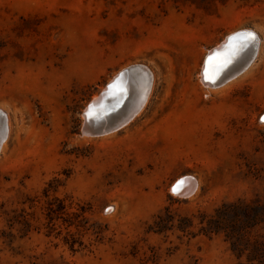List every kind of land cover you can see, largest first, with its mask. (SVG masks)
<instances>
[{"label": "rangeland", "instance_id": "1", "mask_svg": "<svg viewBox=\"0 0 264 264\" xmlns=\"http://www.w3.org/2000/svg\"><path fill=\"white\" fill-rule=\"evenodd\" d=\"M245 30L254 58L206 86ZM136 65L140 112L83 134ZM0 112V264H264V0H0Z\"/></svg>", "mask_w": 264, "mask_h": 264}, {"label": "bare ground", "instance_id": "2", "mask_svg": "<svg viewBox=\"0 0 264 264\" xmlns=\"http://www.w3.org/2000/svg\"><path fill=\"white\" fill-rule=\"evenodd\" d=\"M251 32V31H242L241 34L238 33V35L233 38L230 41V38H228L227 40H225V42L216 49V52L214 56H211V53L213 51H210L205 59H204V63L202 65L201 68V73H200V80L201 82H203L204 84H206V86L210 87V88H217L220 86H223L225 84V82L230 79L233 78L237 73H239L241 70L244 71V67L247 65V63L249 61H251L255 54H256V47H257V39L256 36L253 34V36L255 37L254 39H246L245 35L246 33ZM232 45V47H229V45ZM233 49H235V54H233ZM219 50V51H218ZM214 57V59H209L210 57ZM239 58L242 59L240 66H239V70L234 72V73H230V76L226 79V81L224 82H219L217 83V85L214 86H210L208 83L204 82V80H211L213 73L220 69L222 66L227 65L228 63L236 62L235 60L239 61ZM130 68V67H129ZM244 69V70H243ZM207 72V76L208 78H205V73ZM137 74H140L143 76L144 81L143 83L140 85L139 88H137L136 86H134L133 84V78L134 76H136ZM117 77V76H116ZM116 78H114L112 80V82L115 80ZM151 76H148V74L144 71H134L128 78L129 83L127 85V88L129 90V94H130V100L127 104L126 107V111L125 113L121 116L118 117V119H116V121L118 122V129L117 128H112L109 132H114L116 130H119L121 127H126L127 125H129L130 120H132L142 109V105L144 104V102L146 101L147 95L150 91L151 88ZM111 82V83H112ZM109 83V84H111ZM138 83V82H137ZM108 84V85H109ZM114 87V86H113ZM107 88L105 87V90L99 95V97H94V101L91 102V104L97 105V103L101 102V96L104 92H106ZM115 101V99H110L107 102H111L113 103ZM96 110V109H94ZM96 111H98L99 113H103L104 110H101L100 108L97 109ZM2 123L4 122H0V127L2 125ZM5 123H4V127H5ZM105 134V133H104ZM5 138V135H4ZM4 138L2 139V141H0V145L2 144ZM181 180L182 183H184V187H182L180 189V191L176 194L178 196L187 198L188 196H190L195 188V182L192 181L190 182L187 178L185 179H179ZM177 180V181H179Z\"/></svg>", "mask_w": 264, "mask_h": 264}, {"label": "water", "instance_id": "3", "mask_svg": "<svg viewBox=\"0 0 264 264\" xmlns=\"http://www.w3.org/2000/svg\"><path fill=\"white\" fill-rule=\"evenodd\" d=\"M239 34H241V32ZM214 52H216V50L211 53V56L215 55ZM211 56L209 55L208 57ZM237 60H235L236 62L232 61L231 63L222 66L220 69L216 70L213 73L211 80H204V82L208 83L210 86H214L217 85V83H219L220 81H226V79L230 76V73H234L239 70L242 59L239 58V61ZM134 71H144L148 74V76H151L149 70L142 65L132 66L119 72L116 79L111 84L106 86L107 90L102 94L101 102H98L97 105L94 106L92 104H89L86 107V110L83 112V134L98 136L109 132L112 128H119L116 119H118V117H121L126 111L127 104L130 100V94L128 90L129 87L127 88V85L129 83L128 78ZM110 99H115V101L113 103L107 102ZM99 108L101 110H104L102 114L96 111ZM0 122H4V115L1 112ZM5 131L6 128L4 127V123H2L0 127V141H2V139L4 138ZM185 178H187L190 182L193 181L189 177ZM185 178H182V180ZM182 187H184V183H182L181 180L176 181L171 186V192L173 194H177ZM173 188L176 189L175 192L173 191Z\"/></svg>", "mask_w": 264, "mask_h": 264}, {"label": "snow or ice", "instance_id": "4", "mask_svg": "<svg viewBox=\"0 0 264 264\" xmlns=\"http://www.w3.org/2000/svg\"><path fill=\"white\" fill-rule=\"evenodd\" d=\"M244 35H245L246 39H254V38H255L251 32H248V33H246V34H244ZM232 39H233V38H230V41H231ZM229 47H232V45L230 44ZM233 54H235V49H233ZM209 59H210V60H211V59H214V57H210ZM205 78H208V76H207V72L205 73ZM110 87H111V85H110ZM261 119H262V122H264V117H262ZM173 191L175 192L176 189L173 188Z\"/></svg>", "mask_w": 264, "mask_h": 264}]
</instances>
